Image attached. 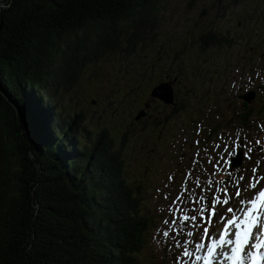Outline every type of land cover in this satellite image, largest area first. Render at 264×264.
Returning <instances> with one entry per match:
<instances>
[{
	"label": "trees",
	"instance_id": "obj_1",
	"mask_svg": "<svg viewBox=\"0 0 264 264\" xmlns=\"http://www.w3.org/2000/svg\"><path fill=\"white\" fill-rule=\"evenodd\" d=\"M167 1L0 0V264H171L148 254L157 220L147 181L131 176L133 109L93 130L63 102L80 100L99 51L155 45Z\"/></svg>",
	"mask_w": 264,
	"mask_h": 264
},
{
	"label": "rangeland",
	"instance_id": "obj_2",
	"mask_svg": "<svg viewBox=\"0 0 264 264\" xmlns=\"http://www.w3.org/2000/svg\"><path fill=\"white\" fill-rule=\"evenodd\" d=\"M156 23L158 27L153 34L159 37H153L152 43L167 45L174 36L180 40L182 38L190 40V45L183 46L178 43V46L189 50L201 62V66H195L193 69L201 73L204 71L203 78L215 75L219 68L224 69V66L229 65L222 75L224 78L227 75L230 80L236 76L234 82L237 91L239 84L244 82V76L248 78L250 75L249 82L253 83L254 90L257 89V92L261 90L257 107L262 112L261 114L255 112L254 115L257 117L252 118L246 127L237 123L234 127L220 128L216 136L205 138L207 145L205 147V145H192L193 138L201 136V132L199 136L196 134L197 124H199L194 119L196 101L187 100L185 103L175 105L176 112L171 110L170 106L160 102L155 103L150 112L152 116L138 123L139 130L129 145L128 153L138 162V166H135L131 171V176L147 181L146 194L149 196L147 208L151 210V215L155 216L158 224L157 207L161 206L162 194L160 198H154L156 189H163V185L168 183L167 177L172 175L174 181L170 184L169 189H164V191L171 190L175 195L184 179L181 173L193 168V180L196 176H200L201 182L204 183L210 173L204 172L201 164L209 170H211V165L207 164V157L204 156L203 149L208 148L211 151L213 142L223 132L234 136L236 130H240L241 137L246 135L247 139L252 142L250 146L255 149L250 153L251 159L245 157L241 167L235 168L238 171L233 172V176H245V180L241 182L242 185L247 183L248 177L251 176V169L256 166V161L264 157V153L260 150L261 147H264V131L258 127V125L264 124V0H168L156 16ZM188 29L192 31L189 37ZM133 32H135L134 28L125 26L121 36L126 38ZM213 39L218 43L213 44ZM205 41L208 42L207 45L204 44ZM156 45L141 46L140 44L136 48V52L129 57L119 50H107L103 54L99 51L97 59L93 58L81 70V72L83 71L82 84L76 90L77 95L81 94L80 100L72 99L69 103V99H65L63 102L70 104L75 111L83 110L93 130L118 124L127 117L128 109H133L131 121L134 122L135 115L144 106L141 103L146 101L151 91L145 87L150 86L149 84H143L139 80L142 79V75H152L144 70L150 66L149 62H156L160 57L161 51ZM108 46H110L109 43L104 44L105 48ZM161 46L163 45L161 44ZM185 55L188 59L187 52ZM123 60L125 64H122ZM159 61H163L162 57ZM195 64L196 62L193 63V65ZM132 68L139 70L136 75L137 83L134 85L131 83L135 76ZM183 70L185 71L186 68ZM257 73L260 75L257 76ZM155 75L159 76V74ZM148 77L146 76V79ZM188 78L185 73L182 86H186L187 90L196 81L193 75L190 80ZM199 85L203 90L206 86V79ZM244 90L245 88L242 89V91ZM139 98H141V102ZM111 101L114 102L111 103ZM171 111H174L172 115ZM218 111L217 116L213 115V121L201 124L211 126L216 122H222L226 116H232V110L228 109L227 104L223 101L219 102ZM120 112L123 113L118 114ZM227 122L231 121L228 119ZM200 128L202 131L204 129L205 136L208 135L209 128L205 129L201 126ZM257 139L262 141L261 145L255 144ZM198 150L201 151L204 158L200 164L193 166L192 160ZM258 175H264V160L261 162ZM212 179L214 182L218 180L228 182L232 178L219 174ZM192 186L190 183L189 187ZM229 191L232 192L234 189L230 188ZM197 192L199 193V189ZM205 195L211 197L210 192ZM242 195L248 199L252 197L253 192L249 191ZM235 202L236 200L233 199L229 205L224 207H234ZM167 203L168 201L163 202L164 205ZM219 210L223 211V209ZM215 220L216 218H213L210 233H213L218 227ZM155 228L150 232L148 254L158 256L162 251L152 240Z\"/></svg>",
	"mask_w": 264,
	"mask_h": 264
},
{
	"label": "snow or ice",
	"instance_id": "obj_3",
	"mask_svg": "<svg viewBox=\"0 0 264 264\" xmlns=\"http://www.w3.org/2000/svg\"><path fill=\"white\" fill-rule=\"evenodd\" d=\"M258 127L264 131V124ZM200 131L197 125L198 136ZM195 143L199 146L201 141ZM251 144L246 135L241 137L240 130H236L234 136L221 134L213 142L211 151L203 149L207 164L211 165L209 170L201 164L203 171L210 173L204 183L200 176L193 180V168L181 173L184 179L175 195L171 190L164 191L173 183L172 175L167 177L168 183L163 189H156L154 198H160L162 194V199L161 206L157 207L159 223L152 240L171 264H264V175H258L264 157L256 161L246 184H241L245 176H233V172L238 171L234 167V158L243 152L251 159ZM255 144L261 145L262 141L257 139ZM260 150L264 153V147ZM204 156L198 150L192 160L193 166L200 164ZM219 174L232 179L214 182L212 177ZM190 183L192 187H189ZM230 188L234 191L230 192ZM249 191L253 192L252 197L244 198L242 193ZM209 192L211 197L205 195ZM233 199L238 207L225 208ZM164 201H168L167 205ZM213 218L221 225L214 235L209 231Z\"/></svg>",
	"mask_w": 264,
	"mask_h": 264
},
{
	"label": "flooded vegetation",
	"instance_id": "obj_4",
	"mask_svg": "<svg viewBox=\"0 0 264 264\" xmlns=\"http://www.w3.org/2000/svg\"><path fill=\"white\" fill-rule=\"evenodd\" d=\"M187 31H190L188 34L189 37L192 31L191 29H188ZM175 37L176 36L171 38L167 45H164L163 43H160L159 45L155 44L158 46V50L161 51L160 57H162L163 61L158 62V60H160L159 57L156 62H149L150 66L144 71H148L149 73H152V75H142V83L149 84L150 86L145 87L151 90L163 83H169L171 85L175 101L174 105L170 106L171 110L176 112L175 105L185 103L187 100L191 102L196 101L197 104L195 105L196 109L194 119L201 123H210L211 120L213 121V115L217 116L219 113V102L223 101L227 104V108L232 110V116H226L219 124L218 122L215 123L217 126L214 134L217 135L219 129L224 127L228 119L231 122H229L227 126L234 127L237 123H239L241 115L249 114L252 110L257 108L258 99L260 98L257 92L256 98L251 105H248L243 99H240V97L246 95L248 91L254 90V86H252L253 83L249 82L251 77L250 75L248 78L244 76V82L239 84V89H237V91L236 87H233V85H235L234 80L236 76H233L230 80L227 75H225V78L222 75L229 65L224 66V69L219 68L217 74L204 76L203 78L204 71L201 73L196 72L193 69L195 66H201V62L196 59L189 50L178 46V43H181L183 46H188L191 44V41L183 38L177 41ZM184 38H187V36H184ZM161 44L163 46H161ZM186 52L189 57L188 59H186ZM194 62H196L195 65H193ZM183 68H186V70L184 71ZM185 73H187L189 80L192 75L196 78V81L194 78L195 84H191L189 90H187L186 86H182L184 83ZM155 74H159V76L156 77ZM146 76L149 77L146 79ZM205 79L206 86L203 90H201L199 84ZM221 84L222 88L220 89ZM244 88L245 90L242 91ZM146 102L150 103V107L147 109L148 116H152L150 112L155 103H162L159 99L152 98L150 93L149 96H147ZM174 111H171V115Z\"/></svg>",
	"mask_w": 264,
	"mask_h": 264
},
{
	"label": "water",
	"instance_id": "obj_5",
	"mask_svg": "<svg viewBox=\"0 0 264 264\" xmlns=\"http://www.w3.org/2000/svg\"><path fill=\"white\" fill-rule=\"evenodd\" d=\"M151 96L153 98L160 99L161 101H163L166 104H173L174 103L173 91L167 83H164V84H161V85L155 87L151 92ZM242 99L251 103L252 93H249L246 97H242ZM146 107H148V105H146ZM145 116H146V113H145V111L142 110L135 117V121H140ZM234 167H236V166H234Z\"/></svg>",
	"mask_w": 264,
	"mask_h": 264
}]
</instances>
